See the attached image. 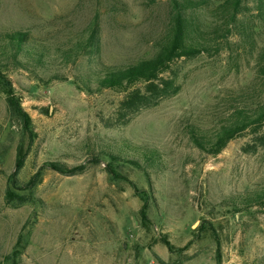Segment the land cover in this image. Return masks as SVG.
I'll use <instances>...</instances> for the list:
<instances>
[{
  "label": "rangeland",
  "instance_id": "1",
  "mask_svg": "<svg viewBox=\"0 0 264 264\" xmlns=\"http://www.w3.org/2000/svg\"><path fill=\"white\" fill-rule=\"evenodd\" d=\"M171 13V0H0V32L27 31L56 46L84 35L96 21L97 62L121 67L153 54ZM242 59L223 51L178 60L167 76L179 92L130 119L117 113L123 94L110 89L87 94L77 87L73 75L86 68L83 59L61 68L65 80H52L49 69L37 75L5 70L32 119L34 137L10 113L0 83V264H10L7 257L20 237L18 264H218L217 240L221 264L262 263L264 209L227 214L219 204L232 193L264 186V147L245 153L251 141L241 137L212 157L188 134L193 125L214 126L235 106L254 77L253 62ZM108 138L162 153L164 166L151 176L153 190L134 166H120L125 179L113 181L108 159L92 162L90 147ZM20 148L28 155L21 187L49 162L87 169L76 175L45 169L33 201L13 207L5 195ZM132 184L153 197L146 227ZM203 224L208 232L199 230ZM162 238L173 244V252Z\"/></svg>",
  "mask_w": 264,
  "mask_h": 264
},
{
  "label": "trees",
  "instance_id": "2",
  "mask_svg": "<svg viewBox=\"0 0 264 264\" xmlns=\"http://www.w3.org/2000/svg\"><path fill=\"white\" fill-rule=\"evenodd\" d=\"M252 2L250 6L248 0H171L169 27L157 40L153 54L121 67H101L97 62L101 48L99 23L96 21L84 35L56 46L44 44L27 31L0 32V83L7 95L9 111L22 122L33 140L32 119L22 107L21 98L15 95L5 72L10 68L34 75L40 70H54L52 80H65L67 78L61 68L77 66L78 61L83 59L86 68L73 75L77 87L87 94L107 89L123 94L117 113L122 119H130L142 109L152 108L164 98L179 92L176 80L167 76L178 60L201 55L214 57L225 51L253 62L254 77L250 85L239 93L235 106L227 111L223 119L211 127L190 126L189 138L202 153L212 157L220 155L230 142L241 137H250L251 141L243 147V151L256 152L264 147V0ZM90 149H94L91 151L95 155L92 159L94 164L102 158L108 159L106 170L113 181L125 179L119 171L120 166L131 165L143 171L152 190L151 176L164 166L163 155L158 149L140 146L127 139L108 138L93 144ZM27 156L23 148L18 150L15 171L9 176L5 200L13 207L33 201L31 199L42 183L45 169L63 175H76L87 169L84 164L70 167L64 163L49 162L21 187L19 175ZM132 185L136 196L143 202L139 215L146 227L153 197L148 192L141 194L139 188ZM20 190L27 194H19L17 191ZM219 207L226 208L227 214L264 209V186L225 196ZM199 230L208 232L209 228L203 224ZM21 241L20 237L16 248L7 257L10 264H18L24 249ZM162 242L173 252L174 246L170 241L162 238ZM217 246V262L221 264L218 240ZM258 264H264V261Z\"/></svg>",
  "mask_w": 264,
  "mask_h": 264
}]
</instances>
